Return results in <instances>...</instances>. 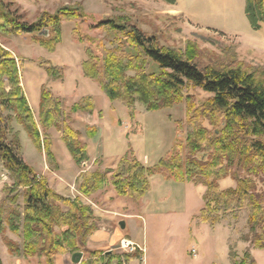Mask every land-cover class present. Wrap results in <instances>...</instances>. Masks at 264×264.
Instances as JSON below:
<instances>
[{
    "label": "trees",
    "instance_id": "16d2710c",
    "mask_svg": "<svg viewBox=\"0 0 264 264\" xmlns=\"http://www.w3.org/2000/svg\"><path fill=\"white\" fill-rule=\"evenodd\" d=\"M162 1L176 4V0ZM245 13L251 28L259 31L264 23V0H246ZM70 21L76 25L75 39L85 46L83 76L98 83L108 100L121 103L129 111L130 119L136 117L138 103L147 111L185 104L187 119L179 126L184 135L182 124L191 129L177 139L172 151L157 166H144L130 149L115 171L82 173L79 192L91 197L112 187L117 196L139 201L151 190L155 176L203 185L206 193L200 221L216 226L221 216L250 209V236L246 239L264 250V192L258 190L257 184V179L264 178V69L257 70L234 56L221 64L202 67L196 43L189 42L184 51L169 48L127 16L98 20L81 8H64L55 15L45 14L37 23H29L16 0H0V34L35 35V40L50 51L61 42L62 26ZM44 31L49 32V37L41 36ZM19 60L0 44V162L13 181L0 203V236L9 230L22 235L24 241L23 248L10 242L9 251L17 257H38L43 264H56L60 255L85 252L89 259L80 264L141 261L143 253L139 249L124 255L87 250L89 240L98 230L94 209L80 197L71 199L54 190L48 178L39 175L21 156L19 137L14 135L9 140L14 116L38 151L54 164L50 139L42 136L24 92ZM44 65L49 77L64 79L60 67L50 61ZM189 90H201L210 97L199 104L188 95ZM94 109V99L87 97L71 112L92 113ZM56 113L53 96L44 89L40 119L46 128L57 126ZM98 133L97 127L86 128L88 139L94 140ZM62 141L77 165L90 161L88 145L72 120L62 125ZM226 178L234 179L236 187L220 190L219 183ZM20 197L23 207L19 205ZM249 257L247 254L246 258Z\"/></svg>",
    "mask_w": 264,
    "mask_h": 264
},
{
    "label": "rangeland",
    "instance_id": "374dc122",
    "mask_svg": "<svg viewBox=\"0 0 264 264\" xmlns=\"http://www.w3.org/2000/svg\"><path fill=\"white\" fill-rule=\"evenodd\" d=\"M245 3L246 0H176L175 5L162 0H16L29 23H37L45 14L55 15L64 8H81L97 16L98 20L127 16L141 30L156 35L161 44L169 48L184 51L189 42L196 43L202 67L221 64L234 56L257 70H263L264 23L259 31L251 28ZM75 27L72 21L63 24L62 40L53 51L37 42L32 34H0V44L20 58L22 86L42 136L50 139L54 164L49 162L45 153L38 151L14 116L11 122L13 134L9 140L14 135L19 137L21 156L39 175L48 178L54 190L71 199L80 197L84 204L94 209L98 220L99 216L112 220L113 224L105 231L108 237L114 230L121 233V239L112 246L104 240L92 241V237L86 249L113 252L115 255L130 254L139 249L143 253L142 260H134L130 264L137 261L141 264L142 261L145 264H235L244 260L247 264L253 261L264 264V250L255 248L246 239L250 236V209L234 210L221 216L216 226L200 221L199 215L205 205L206 187L203 185L155 176L151 179V190L139 201L117 196L112 187L91 197H84L79 192L82 173L98 169L115 171L120 159L130 149L144 166H157L172 151L177 139L191 129L182 124L184 135L179 126V122L184 123L187 119L185 104L147 111L138 103L136 117L130 119L129 111L121 103L108 100L98 83L83 76L85 46L75 39ZM83 29L86 32L87 26ZM103 37L106 38L105 34ZM106 44L111 48L108 40ZM47 61L62 69L63 80L49 77L43 67ZM44 89L51 92L57 105L56 127L46 128L40 119ZM188 95H192L199 104L210 97L201 90H189ZM87 97L94 99V111L73 114L72 108ZM70 120L82 133L89 148L90 161L80 166L73 161L62 141V125ZM88 126L98 128L99 133L94 140L86 135ZM12 184L10 174L0 162V203L5 198L4 191ZM257 184L258 190L264 192V178L257 179ZM235 187L236 181L232 178L219 183L220 190ZM19 201L23 207V198L20 197ZM121 222L126 223L125 229L121 228ZM96 225H101V222L97 221ZM10 242L23 248L22 235L7 230L0 236L3 264H43L38 257L13 255L8 248ZM247 254L249 258H246ZM73 255L58 256L56 264H73ZM88 259L89 254L83 253L82 261Z\"/></svg>",
    "mask_w": 264,
    "mask_h": 264
},
{
    "label": "crops",
    "instance_id": "0c3cea01",
    "mask_svg": "<svg viewBox=\"0 0 264 264\" xmlns=\"http://www.w3.org/2000/svg\"><path fill=\"white\" fill-rule=\"evenodd\" d=\"M90 157V156H89ZM170 212L166 213L169 214ZM100 221L101 225L98 226V230L97 232L92 236V241H97V240H104V242L106 241V243H108L109 246H112L113 244H115L119 239H121V233H119V231H112V233L110 234V236L108 237L105 234V231L108 230V227L113 224V221L110 219H103L102 217H100ZM112 227H110L111 229ZM106 236V237H105ZM131 239H133V237L131 236ZM143 264H145V261H142ZM133 264H141L139 263V261L137 262H133Z\"/></svg>",
    "mask_w": 264,
    "mask_h": 264
},
{
    "label": "water",
    "instance_id": "95a60500",
    "mask_svg": "<svg viewBox=\"0 0 264 264\" xmlns=\"http://www.w3.org/2000/svg\"><path fill=\"white\" fill-rule=\"evenodd\" d=\"M42 35H46V37H49V32H42L41 33V36ZM120 226L122 229H125L126 228V223L125 222H121L120 223ZM83 260V253H76L72 256V263L73 264H80Z\"/></svg>",
    "mask_w": 264,
    "mask_h": 264
}]
</instances>
